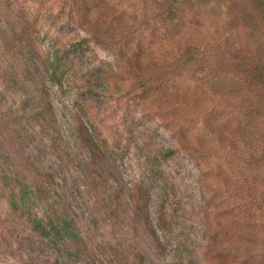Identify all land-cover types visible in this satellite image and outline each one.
Masks as SVG:
<instances>
[{"label": "rangeland", "instance_id": "374dc122", "mask_svg": "<svg viewBox=\"0 0 264 264\" xmlns=\"http://www.w3.org/2000/svg\"><path fill=\"white\" fill-rule=\"evenodd\" d=\"M240 2L0 0L22 17L16 20L27 30L17 56L0 41V91L6 99L0 104V164L8 156V170L54 190L58 204L76 217L84 248L82 259L62 258L17 220L0 196V264H229L232 257L207 248L214 238L226 244L224 230L235 225L241 243L235 264H264V209L246 197L257 177L253 171L243 174V159L205 142L215 150L207 158L206 153L178 147L172 159L148 161L161 147L177 141L179 130L189 138L204 133L202 121L209 117L226 136L241 124L249 102L221 100L219 91L201 79L217 67L212 54L193 76L174 72L177 48L190 40L207 49L219 47L227 57L237 51L254 58L264 55V29L258 33L252 21H239L232 3ZM250 11L241 10L245 17ZM168 12L176 16L166 23ZM81 39L88 40V49L71 54L74 63L62 59V51ZM31 52L39 87L52 102L62 137V142L57 140L61 150L40 155L33 145H17L2 116L17 104L2 79L5 72L32 89ZM55 53L61 65L52 70L61 85L50 81L47 61ZM138 55L135 63L133 56ZM115 60H120L121 70L95 72L99 61ZM73 68L93 72L90 85L107 95L83 96L85 82L71 79ZM173 93L200 98L206 112L179 107L175 97L170 98ZM87 119L94 124L98 142L113 150L104 168L83 162L91 148L82 137L90 131ZM48 175L55 177V184H47ZM245 252L251 253L248 260Z\"/></svg>", "mask_w": 264, "mask_h": 264}, {"label": "trees", "instance_id": "16d2710c", "mask_svg": "<svg viewBox=\"0 0 264 264\" xmlns=\"http://www.w3.org/2000/svg\"><path fill=\"white\" fill-rule=\"evenodd\" d=\"M232 5L238 8L240 13L238 14L239 21L244 22V24H247L249 20L252 21L254 23L253 31L255 30L258 33L262 31L261 28L264 29V0H242L239 4L232 3ZM245 7L251 9L250 17H245V14L241 12ZM171 14L170 12L166 13V23L172 22L173 16H176V13L174 15ZM17 16V13L12 8L6 6V4L4 7L0 3V41L7 51L16 56L23 51L24 48L20 40L27 34L25 26H21L20 22L16 20ZM18 18L22 19L21 16H18ZM88 44L86 39L75 41L62 51L61 55L65 56L62 59H68L66 62H69L71 54L76 53L78 49H88ZM98 45H103V43ZM31 53L32 55L28 62L29 65L34 67V71L28 80L31 82L32 89L29 90L25 82H20L14 73L5 72L2 77L7 85V91L17 99V104L7 109L4 112L6 114L2 116L5 117V121L8 120L6 127L11 129L17 145H33L36 154L40 155L46 154L48 149L53 151L61 150L57 140H59V143L62 142V137L58 131L59 124L55 119L52 102L48 99L44 88L39 87L36 77L37 61L33 58L35 53ZM208 54H212L216 58L217 67L214 70L208 69L201 79L205 81L206 87L219 91L221 100L249 102L245 112L242 113L241 124L236 129H233L234 132L228 133L226 136L224 131L215 128L212 118L209 117L202 121L204 133L209 135L196 133L189 138L184 132L179 130V139L177 141L174 140L168 146L161 147L156 152V156L150 157L148 161L151 163L154 159H172L176 155L178 147H184L188 151H194L195 153H206L207 155H204V157L207 158L210 151L213 152L215 150L213 144L210 147V144L208 146V144L204 143L215 142L216 150H227V155L234 158L238 156L239 160L243 159L242 162L245 164L244 175L246 172L253 171L255 177H257V183L251 185V188L248 186L245 194L252 205L256 204L264 209V55L254 58L245 56L237 51L227 57L221 54L219 47L207 49L190 40L177 48L174 56V72L179 75H189L191 72L192 74L189 76H193L202 67V62H204ZM133 57L135 63L139 62L140 55ZM49 60L51 62H47L48 64L50 63L49 66L51 67L49 69L51 73L50 81L56 82L58 81L54 78L56 72L52 69L61 64L57 59L56 53ZM119 61L115 60L111 63L99 61L94 66L95 72L101 74L121 70ZM70 62L74 63L75 61ZM131 67L133 69V65H130V69ZM201 71V69L198 70V73ZM70 76L72 80L79 79L85 82V86L81 89L83 96L103 98L107 95L94 91L93 86L90 85L95 76L93 72L86 70L83 72L81 69L73 68ZM56 83L61 85L60 81ZM77 97L78 94H76ZM162 97L169 100L165 93ZM172 97H175V100L179 102V107L185 106L197 114L206 112V108L203 107L201 99L198 97L191 98L189 95L181 93H173L170 95V98ZM5 100L0 91V104ZM85 121L86 125H88L87 129L90 127V131L87 130L88 133L83 134L82 137H87V140L83 142L88 146L90 145L91 148L83 162L87 160V163H94L96 167L104 168V161L108 158L110 152L111 154L113 153V150L105 149L98 142L97 137L93 133V122L90 119ZM178 122L182 123L179 129L183 130L184 122L181 119ZM7 128L5 129L4 127V132ZM2 148L3 144L1 145L0 143V150ZM36 160L34 159V161ZM8 161H11V159L5 156L4 162L0 164V196L7 202L12 215L17 220L25 222L32 234L41 240L47 241L62 258L74 257L82 259L84 255L83 237L78 228L76 217L71 215L70 210L58 204L54 190L52 192L50 187H42L37 181L30 182L27 178H20L8 170ZM47 177L51 180L47 184H55L54 176L48 175ZM236 186L239 187V185ZM224 232L226 244L217 241L213 237L214 239L208 242L207 249H220L224 254L232 257L229 260V264H235L239 260V250L241 248V243L239 242L240 230L235 225L227 226ZM245 253L248 260L251 253Z\"/></svg>", "mask_w": 264, "mask_h": 264}]
</instances>
